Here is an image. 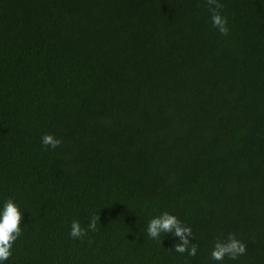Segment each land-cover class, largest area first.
Returning a JSON list of instances; mask_svg holds the SVG:
<instances>
[{"label": "trees", "instance_id": "trees-1", "mask_svg": "<svg viewBox=\"0 0 264 264\" xmlns=\"http://www.w3.org/2000/svg\"><path fill=\"white\" fill-rule=\"evenodd\" d=\"M218 3L226 36L207 0H0L5 264H264V0ZM165 211L196 255L148 237ZM230 233L245 253L211 260Z\"/></svg>", "mask_w": 264, "mask_h": 264}, {"label": "clouds", "instance_id": "clouds-1", "mask_svg": "<svg viewBox=\"0 0 264 264\" xmlns=\"http://www.w3.org/2000/svg\"><path fill=\"white\" fill-rule=\"evenodd\" d=\"M210 6L212 26L221 35L228 34V21L220 11L218 0H207ZM62 143L61 139L51 134H45L41 137V144L46 148L55 149ZM25 210L13 198H8L0 202V264H5L12 254L14 242L22 234V219ZM97 226L96 217L89 220L87 228L81 227L77 220H73L70 225L69 236L72 239H82L87 236L88 232L95 231ZM147 235L152 239L158 238L162 233H173L179 236L180 242L174 245V250L178 253H185L189 256L196 255L197 247L191 243L189 238L193 235L191 227L183 225L180 220L167 211L153 217L147 224ZM246 251V245L238 240L234 234L230 233L226 240H217L211 251V260L223 261L225 257L230 260H236Z\"/></svg>", "mask_w": 264, "mask_h": 264}]
</instances>
